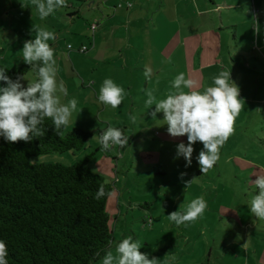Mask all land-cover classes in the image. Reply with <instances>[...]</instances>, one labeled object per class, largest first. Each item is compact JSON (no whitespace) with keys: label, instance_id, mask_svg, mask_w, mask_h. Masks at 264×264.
I'll use <instances>...</instances> for the list:
<instances>
[{"label":"rangeland","instance_id":"rangeland-1","mask_svg":"<svg viewBox=\"0 0 264 264\" xmlns=\"http://www.w3.org/2000/svg\"><path fill=\"white\" fill-rule=\"evenodd\" d=\"M67 1L71 3V0ZM117 6L121 7L120 4ZM72 10L70 7L64 8L52 15V18L42 21L30 0H0V60L5 58V67H20L23 64L20 52L24 42L32 39L33 25L43 26L46 21L52 24L56 19L54 16H58L62 22L66 20L67 12ZM76 22L85 28L82 20ZM67 44L59 42L63 55L62 65L73 74L67 61ZM241 49L247 62L239 60L241 67H235L233 74L235 79L242 77L244 80L240 98L245 101V105L235 121L234 134L220 148L219 161L206 175H200L196 160L203 145L199 142L193 145L192 164L186 167L183 157L176 158V150L179 143L187 144V138L170 137L167 126L159 122L163 120V114L158 113L157 121L152 120L150 112L154 111V107L148 109L144 104L147 89L155 88L157 98H165L172 78L174 80L181 72L190 78L184 66L173 71L170 76L172 78L165 77L168 74L166 71L161 74L152 71L149 81L140 74L138 79L142 93L134 95V90L130 91L128 99L116 110L108 109L105 113H99L98 119L96 110L91 115L80 113L77 116L74 113L72 123L65 131L83 126L85 130L95 132L87 140L85 148L81 151L31 157L29 160L34 161L31 164L58 163L68 166L93 153L89 161L91 168L103 176L115 193L106 204L109 225L115 239L111 250L121 239L131 236L141 242V252L149 258H157L161 264H169L173 255L177 258L173 264H223V258L218 257V253L221 256L224 252L234 250L232 240H229L232 239V234L228 233L229 224L234 228L240 219L262 222L251 214L250 199L256 192L251 183L259 173L255 170L256 165L264 169V104L261 103L264 97V69L256 65L252 58L262 61L264 65V55L258 49L253 52ZM81 56H77L81 62V59L88 58L86 54ZM254 68L261 77V88L254 81ZM25 76L29 80L34 78L30 72ZM234 82L238 85V81ZM23 83L26 84V81ZM255 106L262 112L256 113ZM130 115L137 117L135 124L129 119ZM109 126L122 129L129 137L124 149L114 146L110 151H101L97 139L99 134L94 130L98 129L101 133ZM234 158L240 164L238 167ZM193 179L194 182L186 188L185 183ZM201 196L207 202V209L197 222L177 227L166 218L170 213L178 211L181 204L186 205ZM148 220L153 223L149 224Z\"/></svg>","mask_w":264,"mask_h":264},{"label":"crops","instance_id":"crops-1","mask_svg":"<svg viewBox=\"0 0 264 264\" xmlns=\"http://www.w3.org/2000/svg\"><path fill=\"white\" fill-rule=\"evenodd\" d=\"M126 3L131 6L127 8ZM67 4L74 10L67 12L66 20L61 22L54 16L52 24L46 21L43 26L57 36L49 44L55 49L57 78L64 82L68 92L62 101L76 97L78 109H83L80 113L91 115L96 110V119L99 113L110 109L98 102L99 88L106 78H111L127 93L134 90L136 95L142 93L138 78L140 74L144 76L146 68L155 74L166 71L165 77L172 78V72L184 66L187 75L197 81L198 90L203 91L212 85V78L220 71L231 70V80L238 81L241 90L244 80L235 79L233 74L235 67H241L239 60L247 62L241 48L247 52L258 49L264 55V0H71ZM254 18L260 26L258 35ZM77 20L85 23L84 29ZM94 23L97 27L92 32L90 25ZM34 36L32 33V39ZM59 42L72 45L69 51L66 47V54L73 74L62 65ZM81 46L88 47L86 53L78 51ZM85 54L88 58L81 62L77 56ZM5 61L1 58L0 67L6 66ZM252 61L264 69L262 61L256 58ZM253 72L254 81L261 88V77L255 68ZM261 103L264 104V97ZM255 110L262 112L258 106ZM233 161L236 167L240 165L236 158ZM255 170L264 169L256 165ZM229 226L234 250L221 256L218 253L222 263L264 264V222L240 219L234 228ZM112 247L111 243L109 249ZM101 260L95 264H101Z\"/></svg>","mask_w":264,"mask_h":264},{"label":"clouds","instance_id":"clouds-1","mask_svg":"<svg viewBox=\"0 0 264 264\" xmlns=\"http://www.w3.org/2000/svg\"><path fill=\"white\" fill-rule=\"evenodd\" d=\"M40 20H46L56 12L67 8V0H30ZM255 19V18H254ZM255 34L260 32V26L255 19ZM33 39L24 42L22 62L28 65V72L33 79H26L25 74L18 75L13 80L7 75L8 69L0 67V137L7 143H30L33 139L45 134V121L50 120L51 126L59 134L62 129L72 123L73 114H80L79 101L76 97L62 101L67 97V88L63 81L57 78V62L55 49L49 41L57 39L54 31L44 26L33 25L31 34ZM70 47V45H69ZM146 79L151 80L152 71L146 68ZM26 81V86L23 83ZM197 81L186 78L185 73H179L173 81L165 98L158 99L157 89H147L144 104L150 112L152 120L157 114H163V126H167V133L172 138L186 137L187 144L177 145L176 158L183 157L186 167L191 166L196 143L203 145L196 160L202 175H206L220 159V148L234 134L235 121L244 108L245 101L240 98V89L231 80V70H222L212 78V85L203 91L198 90ZM128 93L111 78L103 80L98 94V102L106 109L116 110L125 100ZM259 110V109H257ZM133 124L137 117L130 115ZM157 121V120H156ZM97 138V137H93ZM98 143L101 151H110L114 146L124 149L129 137L120 128L109 126L99 135ZM39 158V157H38ZM29 160V163H33ZM184 173L181 174L183 178ZM251 181L256 192L250 199V212L258 220L264 221V170L255 175ZM192 181L186 182L187 188ZM114 192H106L101 184L94 196L99 201L104 197L111 198ZM207 209V202L197 197L190 202L180 205L178 211L170 213L166 218L177 227L187 226L202 218ZM148 223H153L148 220ZM141 242L131 236L121 239L114 250H107L102 257L101 264H161L157 258L141 252ZM99 256V253H97ZM8 249L3 240H0V264H8ZM173 255L169 264L176 261Z\"/></svg>","mask_w":264,"mask_h":264},{"label":"trees","instance_id":"trees-1","mask_svg":"<svg viewBox=\"0 0 264 264\" xmlns=\"http://www.w3.org/2000/svg\"><path fill=\"white\" fill-rule=\"evenodd\" d=\"M6 68L13 80L30 70L24 63ZM51 124L46 120L44 136L30 143L0 137V240L8 264H95L109 250L113 231L109 197L94 199L101 184L106 192L112 187L91 168L93 153L68 166L29 163L39 155L81 151L95 132L74 127L57 134Z\"/></svg>","mask_w":264,"mask_h":264},{"label":"built area","instance_id":"built-area-1","mask_svg":"<svg viewBox=\"0 0 264 264\" xmlns=\"http://www.w3.org/2000/svg\"><path fill=\"white\" fill-rule=\"evenodd\" d=\"M126 6H127V7H130L131 5H130V3H126ZM96 27H97L96 23L91 24V25H90V30L93 32V31H95ZM68 49H72V46L69 47V45H68ZM78 51H79L80 53H85V52L87 51V46H81V47L78 49Z\"/></svg>","mask_w":264,"mask_h":264}]
</instances>
